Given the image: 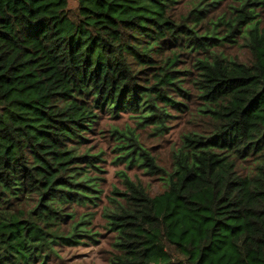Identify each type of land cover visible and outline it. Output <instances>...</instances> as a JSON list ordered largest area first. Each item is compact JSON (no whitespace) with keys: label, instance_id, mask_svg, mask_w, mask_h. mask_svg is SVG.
Returning <instances> with one entry per match:
<instances>
[{"label":"trees","instance_id":"16d2710c","mask_svg":"<svg viewBox=\"0 0 264 264\" xmlns=\"http://www.w3.org/2000/svg\"><path fill=\"white\" fill-rule=\"evenodd\" d=\"M178 2L0 0V264H42L56 241L92 235L73 208L98 199L99 166L80 145L104 111L161 129L183 91L180 52L164 54L166 42L204 53L193 86L213 124L183 136L161 193L121 173L126 191L105 214L116 263L264 264V29L252 6L264 0H238L231 20L219 18L232 29L220 37L193 27L215 0L176 18ZM238 31L250 63L212 52ZM129 141L118 158L161 170Z\"/></svg>","mask_w":264,"mask_h":264},{"label":"rangeland","instance_id":"374dc122","mask_svg":"<svg viewBox=\"0 0 264 264\" xmlns=\"http://www.w3.org/2000/svg\"><path fill=\"white\" fill-rule=\"evenodd\" d=\"M67 1L68 7H76L77 0ZM192 1L194 0H179L173 7L175 17L185 16L190 7L189 2ZM237 2L238 0H215L213 6H210L206 18L194 24V29L199 35L212 31L216 32V37L230 34L231 27L223 22L232 19ZM252 6L257 13L256 19L260 21L259 26L264 29V5L257 3ZM220 17H223L224 20L218 23ZM212 23H217V25L214 27ZM243 26L244 23H241L240 29ZM240 32L233 33L232 39L235 41L214 40L216 42L212 52L223 54L226 58L250 63L252 56L244 44L245 39ZM165 45L164 54L178 50L180 52L176 69L180 71L178 78L181 81L176 84L183 91H179L177 94L172 93L173 99L180 104L169 107V116L166 117L165 124L161 129H159L160 126L156 127L153 124L143 125L135 117V114L129 111H121L118 114L104 111L98 115L93 127L85 136L86 140L80 145V152L88 151L89 154L96 155L99 169L94 170L93 173L98 182V199L94 204L76 205L73 208L76 211L75 217L86 215L85 226L89 230L88 233L92 235L80 237L77 243L63 239L56 241L53 243L51 251L46 250V253H43L47 257L42 264H118L116 263L118 252L114 246V232L108 229L105 214L107 213L106 209L113 203V199H121L122 194L126 191L121 173L127 175L133 183L140 184L149 195L161 193L165 189L164 181L161 179L164 176L163 172L172 169L173 152L180 146L183 136L192 131L206 132L212 126L213 121L209 117L201 112L198 113V109L203 107V100L193 86L196 76L193 63L204 53L201 51L198 53L188 52L179 49L177 45L171 47L169 42H166ZM114 129L124 135L118 139V134L113 133ZM129 139H135L161 170L152 171L153 168L141 165L128 166L126 162L118 158L120 153L118 147L121 145V141L127 144L130 142ZM248 162L246 161V164ZM243 166L238 165L237 167L241 173L245 172ZM57 229L58 234H66L71 229V221H65ZM35 264H38V260Z\"/></svg>","mask_w":264,"mask_h":264}]
</instances>
